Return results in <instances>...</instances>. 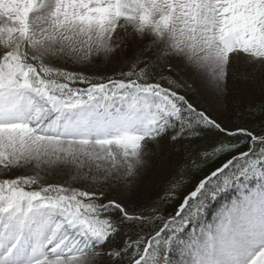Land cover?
Masks as SVG:
<instances>
[{"label":"snow or ice","instance_id":"1","mask_svg":"<svg viewBox=\"0 0 264 264\" xmlns=\"http://www.w3.org/2000/svg\"><path fill=\"white\" fill-rule=\"evenodd\" d=\"M129 30L144 55L119 79L46 63L107 60L120 48L113 46L118 34ZM0 49V169L95 167L119 191L121 179L143 168L147 145L162 138L176 143L214 132L229 141L201 152V160L232 153L150 239L125 240L119 250L104 246L121 224L143 227L144 216L115 199L99 202L102 192L42 186L37 176L0 179V264H91L101 256L120 262L130 250L132 264H264V135L230 130L198 111L173 90L179 85L166 62H182L218 92L232 56L251 68L241 79L254 77L264 68V0H0ZM157 63L167 87L149 82ZM182 182L174 180L170 191ZM234 187L245 191L216 225L185 238L192 220Z\"/></svg>","mask_w":264,"mask_h":264},{"label":"rangeland","instance_id":"2","mask_svg":"<svg viewBox=\"0 0 264 264\" xmlns=\"http://www.w3.org/2000/svg\"><path fill=\"white\" fill-rule=\"evenodd\" d=\"M120 37H126L127 43H123ZM120 44V48L111 55L107 60L102 55L93 56L90 64H74L70 59L49 60L51 66L64 69L70 72H82L89 77H103L119 75L124 71L130 70V61L133 57L140 58L143 52V42L134 39L129 33L126 34L121 31L114 43ZM157 53L156 49L153 48ZM3 50L0 49V52ZM232 56L230 63L227 66V74L232 65ZM239 58V57H238ZM243 59V57H240ZM240 61V59H238ZM170 66L174 68V72L168 73L172 78L180 85L185 91L192 94L202 105V107L209 113L214 114L215 110L219 108L220 96L226 87L227 77L225 83L222 85V91L218 92L216 87L209 82V80L202 74L197 73L190 67H185L182 62L177 61L174 58L167 59L166 61ZM162 69V63L160 64ZM243 69H251L246 67L245 63L241 62ZM252 68L255 65L251 66ZM251 72V71H250ZM254 81L250 79L245 80L239 88L232 89L233 96L238 95L241 105L255 106L259 104L264 105V68H261L257 73ZM230 91V92H231ZM235 94V95H234ZM232 96V97H233ZM249 107V106H248ZM246 108V106H245ZM245 110L244 108H241ZM214 141V140H212ZM183 147L180 142L171 143L167 140V137L159 140L158 144H148L145 149L146 155L144 156V166L140 169L137 176L129 178L127 182L121 179L117 188L113 187V181L111 179L106 180V173L98 171L95 167L91 171L85 167L81 170L74 168L58 167V168H43L37 169L32 165L26 167L16 168L10 171L0 169V179L8 178L14 179L19 176H37L39 185H61L67 188L79 189L88 192H95L97 194L103 193V201L115 199L118 202L124 204L128 211L135 213H152L160 217L158 213V204L160 203L161 196L166 186L170 183L173 175L180 172V165L182 161V153L180 150ZM255 181V180H253ZM251 182V181H250ZM250 182H246L249 188ZM255 182V186H256ZM235 190V197L229 201L228 204L219 208L213 215L210 222H205V215L212 208V205L199 217L192 220L191 225L198 223L197 226L190 228L189 232H185L183 236L190 238L194 235H198L203 230H207L209 227H214L217 223L219 214L229 207L234 200H237L245 191L243 188H233ZM136 233L139 231H135ZM138 237L131 236L127 233V228L124 224L120 225V232L117 233L114 240L108 245H105V249L114 248L119 250L125 240L136 241ZM101 249H94V251H100ZM131 261V250L127 254H122L120 262H113L107 256H101L98 258H91V264H129Z\"/></svg>","mask_w":264,"mask_h":264},{"label":"trees","instance_id":"3","mask_svg":"<svg viewBox=\"0 0 264 264\" xmlns=\"http://www.w3.org/2000/svg\"><path fill=\"white\" fill-rule=\"evenodd\" d=\"M143 55L144 53L142 52L140 58L143 57ZM156 55L157 53L152 50L150 56L154 57ZM238 59H240V61H238ZM241 62L243 64L244 61L240 57L232 58V65L227 74L226 87L220 96L221 106L215 110L214 114L207 112L202 107L201 103L192 94L185 91L180 85L178 87L174 86L173 90H175L179 95H183L189 103L197 108L198 111H204L210 117L216 119L217 122H219L223 127H226L230 130L242 127L248 129L256 135H264V113L259 112V109L264 105H248V107L246 105V102H244L245 105H241L239 96L231 95V90L239 88L245 80L250 79L251 81H254V78H258L255 74L254 78L251 77L248 79H241L240 74L249 76L251 74V69H243L241 67ZM160 64L161 63H157L153 71V77L151 80H149V82L159 81L163 86L167 87V82L160 79L162 75ZM140 66L142 67L143 65ZM114 77L117 79L121 78L120 75H115ZM107 79L108 77L104 78V80ZM73 86L77 88L85 87V85L80 84H76ZM241 108H244L245 110H242ZM250 109H255L256 111H250ZM237 139L243 138H231V142L235 143ZM221 141L228 142L229 138L214 132H206L201 137L196 139L179 140L180 145L183 147V149L180 150V153H182L183 163L180 165V172L173 175L170 183L163 191L160 203L158 204V213H160V217H157L156 214L152 215V213L142 214L129 211L132 214L142 215L145 217L143 227L140 226L139 222H136L134 224H124L127 228V232L131 236H137V240L150 239L151 236L154 235L155 231H157L163 225V223L167 221V219L172 218L175 215L184 198L195 189L198 182L209 175L212 171L222 166L227 162L228 159L232 157V153L229 152L212 157L210 159H207L206 161L201 160V152L210 150L213 145L219 144ZM246 147L247 146L245 145L240 150H244ZM193 161H197L198 166L194 167ZM181 177L183 178V182L179 184L174 191H170V185L172 184V182ZM32 188H37V185H33ZM228 192L222 194L213 203L216 205L223 202V200L227 198ZM112 218H116L118 220V216H116V214H112ZM135 231L139 232L136 233ZM141 247H143L142 244Z\"/></svg>","mask_w":264,"mask_h":264}]
</instances>
